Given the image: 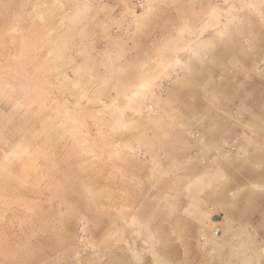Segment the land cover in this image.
Listing matches in <instances>:
<instances>
[{
	"label": "rangeland",
	"instance_id": "1",
	"mask_svg": "<svg viewBox=\"0 0 264 264\" xmlns=\"http://www.w3.org/2000/svg\"><path fill=\"white\" fill-rule=\"evenodd\" d=\"M262 263L264 0H0V264Z\"/></svg>",
	"mask_w": 264,
	"mask_h": 264
},
{
	"label": "crops",
	"instance_id": "2",
	"mask_svg": "<svg viewBox=\"0 0 264 264\" xmlns=\"http://www.w3.org/2000/svg\"><path fill=\"white\" fill-rule=\"evenodd\" d=\"M230 51V48H224V49H222L221 50V54H227L228 52ZM262 264H264V263H262Z\"/></svg>",
	"mask_w": 264,
	"mask_h": 264
},
{
	"label": "bare ground",
	"instance_id": "3",
	"mask_svg": "<svg viewBox=\"0 0 264 264\" xmlns=\"http://www.w3.org/2000/svg\"><path fill=\"white\" fill-rule=\"evenodd\" d=\"M219 25V24H218ZM223 30V29H222ZM220 32V31H219ZM202 35V34H201ZM200 37V36H199ZM198 40V39H197ZM195 41V40H194ZM192 42V41H191ZM197 42V41H196ZM195 43V42H194ZM200 44V43H199ZM191 45V44H190ZM189 45V46H190ZM190 49V48H189ZM206 55V54H205ZM194 137H197V135L194 134ZM199 138V137H198Z\"/></svg>",
	"mask_w": 264,
	"mask_h": 264
}]
</instances>
